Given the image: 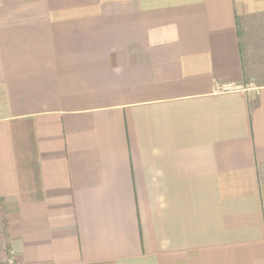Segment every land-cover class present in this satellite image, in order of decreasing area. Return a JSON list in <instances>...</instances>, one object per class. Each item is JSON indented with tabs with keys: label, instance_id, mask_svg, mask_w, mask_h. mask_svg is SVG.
<instances>
[{
	"label": "crops",
	"instance_id": "obj_1",
	"mask_svg": "<svg viewBox=\"0 0 264 264\" xmlns=\"http://www.w3.org/2000/svg\"><path fill=\"white\" fill-rule=\"evenodd\" d=\"M0 264H264V0H0Z\"/></svg>",
	"mask_w": 264,
	"mask_h": 264
},
{
	"label": "built area",
	"instance_id": "obj_2",
	"mask_svg": "<svg viewBox=\"0 0 264 264\" xmlns=\"http://www.w3.org/2000/svg\"><path fill=\"white\" fill-rule=\"evenodd\" d=\"M246 86L242 84L235 83H219L216 85V91L227 92V91H236V90H245Z\"/></svg>",
	"mask_w": 264,
	"mask_h": 264
},
{
	"label": "rangeland",
	"instance_id": "obj_3",
	"mask_svg": "<svg viewBox=\"0 0 264 264\" xmlns=\"http://www.w3.org/2000/svg\"><path fill=\"white\" fill-rule=\"evenodd\" d=\"M247 40L249 41L248 44L250 45L251 44V41L249 40V38H247Z\"/></svg>",
	"mask_w": 264,
	"mask_h": 264
}]
</instances>
